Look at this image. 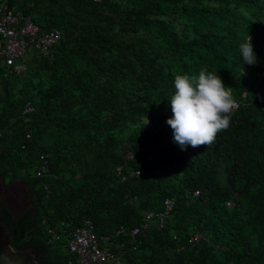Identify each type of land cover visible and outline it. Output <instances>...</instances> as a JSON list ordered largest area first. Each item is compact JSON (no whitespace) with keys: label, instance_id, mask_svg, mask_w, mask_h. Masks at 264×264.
<instances>
[{"label":"trees","instance_id":"obj_1","mask_svg":"<svg viewBox=\"0 0 264 264\" xmlns=\"http://www.w3.org/2000/svg\"><path fill=\"white\" fill-rule=\"evenodd\" d=\"M2 3L39 33L62 34L48 55L29 44L21 73L0 57V177L24 182L31 202L13 216L0 200L15 248L69 264L62 223L90 219L118 264H264V0ZM248 35L255 65L239 51ZM202 69L232 88L236 107L212 145L181 151L168 99L175 75ZM165 199L173 208L159 227L145 215Z\"/></svg>","mask_w":264,"mask_h":264},{"label":"built area","instance_id":"obj_2","mask_svg":"<svg viewBox=\"0 0 264 264\" xmlns=\"http://www.w3.org/2000/svg\"><path fill=\"white\" fill-rule=\"evenodd\" d=\"M62 38L59 29H52L39 33V27L28 16H25L21 11H13L6 4H0V57L2 64L7 68L8 72L21 73L25 70L22 58L27 53L29 44L42 54L48 55L51 48L58 44ZM33 110L31 105H27L23 113H29ZM49 167L47 156L40 155L38 164L35 166L38 176L47 172ZM198 191H195L197 194ZM173 208V201L165 199L163 210L153 214L146 213V218H155L157 225L162 227L165 219L169 217ZM63 226L65 228H63ZM126 229L121 227L120 232H125ZM55 239L59 235L52 228L48 229ZM139 232V228L135 227L130 230L131 235ZM60 235H65L66 249L75 256L74 261L69 264H118L116 254L109 247L110 236H100L95 230L90 219H85L80 226H76L70 230L66 224L62 223ZM199 239L196 233L190 238V242L195 244Z\"/></svg>","mask_w":264,"mask_h":264},{"label":"clouds","instance_id":"obj_3","mask_svg":"<svg viewBox=\"0 0 264 264\" xmlns=\"http://www.w3.org/2000/svg\"><path fill=\"white\" fill-rule=\"evenodd\" d=\"M239 51L244 65L257 63L250 35ZM174 89L168 99L172 116L166 121L173 142L181 151L212 145L217 134L230 126V113L236 107L232 88L226 87L218 74L202 69L198 74L175 75Z\"/></svg>","mask_w":264,"mask_h":264},{"label":"water","instance_id":"obj_4","mask_svg":"<svg viewBox=\"0 0 264 264\" xmlns=\"http://www.w3.org/2000/svg\"><path fill=\"white\" fill-rule=\"evenodd\" d=\"M21 183L26 187L24 182ZM7 187L8 186L4 184L3 179L0 177V200L12 213L6 199ZM14 235L15 230L7 231L6 227L0 223V264H39L43 249L40 246L15 248L11 243V236Z\"/></svg>","mask_w":264,"mask_h":264},{"label":"flooded vegetation","instance_id":"obj_5","mask_svg":"<svg viewBox=\"0 0 264 264\" xmlns=\"http://www.w3.org/2000/svg\"><path fill=\"white\" fill-rule=\"evenodd\" d=\"M6 199L13 215H18L26 210H30L31 202L26 194V188L20 181H13L6 184ZM33 212V210L29 211Z\"/></svg>","mask_w":264,"mask_h":264},{"label":"rangeland","instance_id":"obj_6","mask_svg":"<svg viewBox=\"0 0 264 264\" xmlns=\"http://www.w3.org/2000/svg\"><path fill=\"white\" fill-rule=\"evenodd\" d=\"M16 181H19L18 179Z\"/></svg>","mask_w":264,"mask_h":264}]
</instances>
